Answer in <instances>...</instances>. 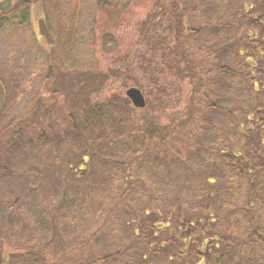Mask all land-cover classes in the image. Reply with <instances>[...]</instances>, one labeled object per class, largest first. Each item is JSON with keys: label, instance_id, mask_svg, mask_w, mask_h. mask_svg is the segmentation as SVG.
<instances>
[{"label": "rangeland", "instance_id": "374dc122", "mask_svg": "<svg viewBox=\"0 0 264 264\" xmlns=\"http://www.w3.org/2000/svg\"><path fill=\"white\" fill-rule=\"evenodd\" d=\"M56 1L58 7L51 3L47 11V35L37 44L32 35L0 38V54L17 52L14 47L21 45L26 55L22 62L27 65L35 58L32 64L35 78L25 75L35 80L20 92L12 113L21 115L32 105L36 111L33 116L36 126L29 114L20 123L26 125L23 145L11 147L12 127L3 133L0 184L13 179V192L20 194L23 201L28 198L25 201L29 208L26 211L21 206L14 221L30 223L33 214L40 246L55 234L58 237L56 242L47 244L49 255L43 256L42 264H92L99 256L121 248L132 230L149 234L150 221L159 220L155 223L157 227L167 224L166 220L172 221L178 209L177 197L185 201V212L190 217L199 207L194 208L193 203L209 193L211 187L207 183H212L213 176L218 175L219 188L230 185L231 179L226 176L229 157L219 153L220 150L225 151L229 146L242 149L246 167L255 163L264 165V120L256 124L247 120L248 115L253 121L264 115V97L260 95L264 83L257 75V68L264 70V58H256L254 54L260 44L264 47V0ZM176 16L182 19L184 28L207 25L208 31L199 37L187 34L184 29L178 39ZM55 19L60 23H55ZM226 43L230 48L225 55L213 52ZM199 47H206L203 52L208 49L211 53L198 55ZM210 63L229 64L234 69V74L228 75L227 88L214 84L210 87V79L219 76L206 74ZM240 69L251 73L240 74ZM47 70L52 79L45 77ZM131 86L144 94L143 106L133 105L126 96V89ZM36 89L38 94L34 93ZM210 90L211 98L228 106L233 111L231 118L243 121L245 126L238 128V123L219 111L200 107L201 93ZM38 98L47 109L46 116L37 114ZM87 101L106 103L109 107L113 105L108 102H115L112 108L116 118L125 117V127L119 129L131 135L130 128H135L132 136L136 142H140L143 132L149 131L153 140L166 135L170 142L177 141L176 151L170 152L169 158L173 160L169 163L163 160L162 167H155L150 159L153 149L146 153L149 158H132L130 147L120 140L117 142L121 143H113L111 148L101 149L103 144H99L98 156L104 162L97 157L95 160L100 163L97 165L87 157L97 153L96 150L89 147L83 151L72 130L59 142L58 149L51 139L39 146L32 141L43 126L55 125L54 130L59 132L57 123L67 120L69 112L75 113L72 107H85ZM235 103L237 107H233ZM200 117H208L221 133L213 134L205 128L206 133L198 120ZM177 128L196 133L200 144L191 147L187 141H178ZM258 144L260 148L255 155ZM208 152L215 154L214 157L209 158ZM230 159L233 161V157ZM258 174L259 178L264 177V168ZM146 175L149 180L145 179ZM29 185L31 188L26 193L23 190L29 189ZM151 188L157 195L152 204L147 193ZM256 190L260 196L258 204H263L264 185ZM101 207L105 215L99 210ZM34 209H37L35 215ZM144 211L157 214L158 218L145 215ZM44 222L46 227L52 222L56 230H45ZM168 228L164 227L154 237L149 235L147 243L157 241V237L161 240L168 235ZM132 250L129 248L126 254L132 256ZM194 255L189 254L191 264H195ZM255 257L259 264H264L262 253ZM122 259L124 256L112 259L109 264H124ZM149 260L148 264L172 263L155 254ZM130 264H134L132 259Z\"/></svg>", "mask_w": 264, "mask_h": 264}, {"label": "trees", "instance_id": "16d2710c", "mask_svg": "<svg viewBox=\"0 0 264 264\" xmlns=\"http://www.w3.org/2000/svg\"><path fill=\"white\" fill-rule=\"evenodd\" d=\"M49 3H52L54 8H57L59 4V2L56 0H51ZM176 17V26L178 31L176 37L178 39L180 38L179 36H182V33H184V29H186L185 32L187 34L190 33L193 36L199 37L208 31L206 27L207 25L201 27L193 25L192 27L184 28L182 19L180 20L178 16ZM258 20L260 21L261 19L258 18ZM56 21L57 20L55 19V23H60ZM260 26V30H262V25ZM259 47L260 48L258 51L254 54L256 58L263 59L264 47L261 46V44ZM205 48L199 47L198 52L200 53L197 54H203V56H206L209 54V52L211 53V51L208 49L204 53L203 51H205ZM228 48L230 47L228 43H226L215 49L213 52L222 54L223 56L226 54ZM183 59H186L184 55ZM236 63H238V59H236ZM210 64V66H208V68L205 70L206 74L210 76L214 74L219 75L217 76L219 78L214 77V79H210V87H212L214 84L220 86L225 85L227 88L230 82L228 75L234 74V69H231L229 64ZM257 69V75L259 78H262V80H260L264 83V70L262 68ZM49 70L51 71L50 67ZM239 72L240 74L244 75V73L247 71L240 69ZM247 73L250 74L251 72ZM44 75L48 79H52V76L50 72L48 73V70ZM73 87H71L72 91L74 89ZM252 88L249 89L252 91ZM253 91H256L255 87L253 88ZM54 92L56 91L54 90ZM34 93L38 94V90L36 89ZM260 95L264 97V90H262ZM211 97V90L209 93H201V102L199 105L202 109L219 111L222 116H226L227 118L229 117L231 122H235V124L238 123V128L245 126L243 121H238L236 118H231L232 116H230V113L232 114L233 111L227 108L228 106L224 107L218 104ZM40 101L41 100H39V98L36 101L38 103V106L36 107L39 109H37V114L39 113L43 116H46L47 109L45 106H43L44 103ZM108 103L113 106L116 104L115 102ZM86 104L88 105L85 107H72L75 113H68L67 120H64V122L62 121L64 125L62 122L57 123V131L59 132L54 130L55 125L51 126L52 129H50V131L47 129V127L43 126L41 131L37 132L36 135L33 136L34 139H32V141H34L39 146L41 144H47L49 139H51L53 141V145L55 148H57V146L60 144L59 142L64 141V136L67 135L68 131L72 130V132L76 134L75 136L78 137L77 143L81 142L79 145L81 147L83 146V151L89 150L88 148L90 147L97 152L98 146H100L99 144L104 145H101V149L106 146L111 148L114 146L113 143L119 144L121 142L118 143L117 141L121 140L130 147L132 158H149L146 153L151 148V150L153 149V154L150 152L152 154L150 159L153 162L152 164H155V167H162L163 160H167L168 163L171 161L172 158L170 159L169 157L172 156V154L170 152L174 153V151H176L177 147L179 146L177 141L170 142L166 135H162L163 137L160 136L158 140H153L151 137L152 131H149L147 133L143 132L140 142H136L134 139L136 137L132 136L135 128L134 130L133 128H130L131 135H129V131L124 132L123 130L119 129L120 126H123V128L125 127V117L121 115L119 118H116L117 114L114 111L115 108H112L113 106L109 107L107 106L108 104L106 105V103L91 104L88 103V101ZM233 107H237L236 103ZM28 110L34 111L31 106L28 107ZM67 110L71 109L69 108ZM124 111L128 110L124 109ZM34 112L36 114V111ZM257 119L253 121L249 115L247 116V120L250 122V124H256V121L264 120V115L258 120ZM198 120H200L204 125L202 127L206 133V129L212 130L214 132L213 134L221 133L219 132L221 129H219L218 126H212L213 124L210 122L208 117H200ZM183 124L184 123H181V126ZM14 131L15 133L13 136L15 137L17 135V137L14 138L12 143L11 147L13 149H15L17 146L20 147L23 145L22 141L26 138V134L21 128H17ZM175 132L178 135V141H187V144L191 147L200 144L197 136H195L196 133L190 130L181 132L178 131L177 128L175 129ZM256 148L255 155L258 153L260 144H258ZM98 153L99 152H93L91 155L87 156L92 160V162L94 161L95 163H98L97 165L100 163L95 159L101 158L102 161L104 160V158L98 156ZM219 153L229 157L226 162L230 169L227 170L228 172L226 176L227 178L231 179L230 185L225 184L226 186H221L219 188L218 175L213 176L211 179L212 183L206 182L211 187V189L208 191L209 193L207 195L205 194L201 201L198 200L193 203L194 208L196 205L199 207L198 210L195 208V213H192L190 217H188L187 213L185 212V201L179 200L177 197L176 199L179 201L178 204H176L178 205V209L177 212H175V218L172 221L166 220L167 224H165L163 227L161 225V227H157L155 225V223H158L159 220H155V222L150 221L149 234H145L144 231L139 233L140 231L136 229L132 230V232L127 234L128 241L126 243L123 242L121 248L118 247L117 249H113L112 251L99 256L95 260H92V264H109L112 259H120L121 256H124L125 258L122 259L124 264H130L131 259L134 264H148L150 262L149 258L152 254L160 255L162 258H166V261L172 260L171 264H191L193 262H191V258L189 257L190 252L195 254V264H259L258 262H260V260H258V257L256 258L255 256H257L259 253L264 255V195L261 196V198L263 197V204H258L257 200L260 196H258L256 189L258 186L264 185V179H261L263 176L259 178L258 174L259 169L263 170L264 165L263 163L259 165L255 163L249 168L246 167L242 157V149L238 150L232 146H229L227 149H225V151L220 150ZM208 154L209 158L214 157L213 155H215L210 154L209 152ZM230 157H233V161L230 159ZM175 161L179 160H176L175 158ZM223 167L224 166H222V168ZM222 177L224 176L222 175L221 178ZM145 179L149 180V176L147 177L146 175ZM147 193L149 195V202L152 204V202L155 201L157 195L154 193V191H152V188L147 189ZM213 198V205H210L211 199ZM99 210H102L101 212L105 215L102 207ZM106 212L108 214L110 210L107 209ZM144 214L151 217L153 216L155 219L158 218L156 213V215H153L144 211ZM168 223L170 224L168 225ZM164 227H169L167 230L168 235L163 236L161 240H158L159 238L157 237V241L148 244L147 242L149 241V235L152 234L153 237L156 236V234L161 233ZM125 229L128 230L127 227H125ZM143 239L146 241L144 242ZM131 247L133 249L132 256L126 254V251L129 248L131 249ZM142 251L143 253H141Z\"/></svg>", "mask_w": 264, "mask_h": 264}, {"label": "flooded vegetation", "instance_id": "af4514ba", "mask_svg": "<svg viewBox=\"0 0 264 264\" xmlns=\"http://www.w3.org/2000/svg\"><path fill=\"white\" fill-rule=\"evenodd\" d=\"M51 1V0H50ZM49 0H0V38L8 37L13 38L22 36V34L33 37V40L40 42L41 37L47 35V11L50 7ZM23 47L20 45L15 46L10 55L0 54V141H2L3 133L8 128L12 129L21 128L25 132V126L20 123L24 120L23 116L28 115L31 117V121L34 120V126H36V120L34 111L28 109L18 116L12 113V107L14 101L18 98L20 92L25 90L28 85L33 82V78L25 77L35 74L33 72V65L35 58H31V62L27 65L22 62L26 57ZM36 53V49L34 48ZM33 66V67H32ZM28 71V72H26ZM26 73V74H25ZM30 89L32 86H29ZM30 107V106H29ZM17 116V117H16ZM22 119V120H21ZM33 119V120H32ZM51 129V126L47 127ZM13 130V131H14ZM15 133V131H14ZM12 135L11 139L16 138ZM3 159H0V164ZM4 161L7 159L4 158ZM10 180V182H9ZM6 179V183L0 184V264H42L44 263L43 256H48L47 244H52L59 240L58 237L53 236L46 244H38V235L36 233L39 230L37 223H19L14 221L21 206L27 209L29 205L26 203L28 198L25 197L26 193H29V189H24L26 193H23L25 199L19 197L20 194L13 192L14 184L13 179ZM16 181L17 178H16ZM14 182V181H13ZM19 182V181H18ZM31 195V193H30ZM29 195V196H30ZM30 202V201H29ZM31 206V205H30ZM37 209H34V215ZM31 213V212H29ZM28 213V214H29ZM45 225V222H44ZM47 225V224H46ZM44 226L47 231L56 230L55 225L51 222L48 227ZM40 227V225H39ZM46 231V232H47Z\"/></svg>", "mask_w": 264, "mask_h": 264}, {"label": "water", "instance_id": "95a60500", "mask_svg": "<svg viewBox=\"0 0 264 264\" xmlns=\"http://www.w3.org/2000/svg\"><path fill=\"white\" fill-rule=\"evenodd\" d=\"M126 96L133 105L141 107L145 103V97L138 87L131 86L125 91Z\"/></svg>", "mask_w": 264, "mask_h": 264}]
</instances>
